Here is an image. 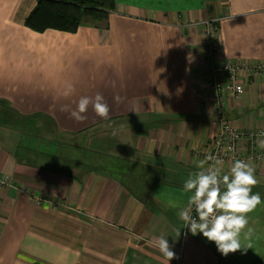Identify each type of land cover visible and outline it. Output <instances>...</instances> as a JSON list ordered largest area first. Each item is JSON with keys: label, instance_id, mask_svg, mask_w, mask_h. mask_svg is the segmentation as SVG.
Instances as JSON below:
<instances>
[{"label": "crops", "instance_id": "0c3cea01", "mask_svg": "<svg viewBox=\"0 0 264 264\" xmlns=\"http://www.w3.org/2000/svg\"><path fill=\"white\" fill-rule=\"evenodd\" d=\"M35 3L0 0V173L11 178L0 189V264H264V159L247 162L262 203L248 214L246 251L223 256L169 206H187L194 190L184 183L206 169L194 152L223 123L264 131V74L244 80L241 99L227 100L221 115L206 82L212 64L264 62V0H115L107 29L75 33L24 27ZM209 20L218 25L212 61L203 56ZM97 93L108 118L90 104L76 121L79 99ZM261 139H245L241 153L264 152ZM80 149L103 163L79 161ZM161 234L177 259L150 243Z\"/></svg>", "mask_w": 264, "mask_h": 264}, {"label": "clouds", "instance_id": "9594fccd", "mask_svg": "<svg viewBox=\"0 0 264 264\" xmlns=\"http://www.w3.org/2000/svg\"><path fill=\"white\" fill-rule=\"evenodd\" d=\"M73 86L69 83L63 92L65 97L72 94ZM92 105L97 116L107 119L109 107L104 102L101 94L97 93L94 98L82 96L77 108L71 111V116L76 121H83L82 115ZM264 136V132L260 133ZM258 146L264 149V139L258 140ZM213 161L212 165L195 174L184 183V191L193 192L188 197L187 206L181 208L177 202H169V206L179 208L178 215L184 221L192 235L202 233L208 241L214 242L217 251L227 257L229 253L251 248V244H242L243 239L248 240L253 229L249 227L248 214L253 212L262 200L259 193H252L257 185L255 167L243 160H235L230 168V174L221 175L223 161L212 156L207 157ZM204 161H200L197 167L203 168ZM222 187L226 190L222 191ZM193 210L197 218L192 216ZM246 230V231H245ZM180 235V233H179ZM153 246L170 262L177 259L176 253L163 234L156 237Z\"/></svg>", "mask_w": 264, "mask_h": 264}, {"label": "built area", "instance_id": "2783aa9c", "mask_svg": "<svg viewBox=\"0 0 264 264\" xmlns=\"http://www.w3.org/2000/svg\"><path fill=\"white\" fill-rule=\"evenodd\" d=\"M214 23L216 21L209 20L202 23L204 27L205 38L203 39V56L208 61H212L218 52L219 46L216 40L213 39ZM213 65V64H212ZM209 67V72L206 77V82L209 89L212 91L211 103L217 115L226 106V101L232 99L240 100L244 93V80L252 77H257L264 74V62L260 61H226L221 65ZM263 130L250 131L240 129L230 123H223L217 134L212 138L208 149L203 151H195L194 156L200 161H204L206 169L210 167L213 161H209L207 157L221 159L228 164L235 160H243L251 162L253 160L264 159V152H257L253 155L244 156L241 153L242 142L246 139L252 140L254 137H264L260 133ZM11 182L8 175L0 173V189L5 188ZM34 198V197H33ZM34 201L38 204L41 197L35 196ZM194 218H197L196 212L191 213Z\"/></svg>", "mask_w": 264, "mask_h": 264}, {"label": "trees", "instance_id": "16d2710c", "mask_svg": "<svg viewBox=\"0 0 264 264\" xmlns=\"http://www.w3.org/2000/svg\"><path fill=\"white\" fill-rule=\"evenodd\" d=\"M115 9V0H36L23 25L36 33H75L82 25L105 30ZM214 26L217 28V23Z\"/></svg>", "mask_w": 264, "mask_h": 264}, {"label": "rangeland", "instance_id": "374dc122", "mask_svg": "<svg viewBox=\"0 0 264 264\" xmlns=\"http://www.w3.org/2000/svg\"><path fill=\"white\" fill-rule=\"evenodd\" d=\"M203 23V22H202ZM197 25H199L200 26V24L198 23ZM202 25V24H201ZM205 38V33L203 32V39ZM32 129L33 130H35V131H32ZM32 132V134H33V137L34 136H38L39 137V139H38V144H42V145H44L43 144V142H45L44 141V139H42V138H40V135H41V131H38V130H36V129H34V128H26V131L24 132V134L25 135H28V134H30ZM21 136L22 137H25L24 135H23V133L21 134ZM44 136V134L42 135V137ZM77 140H78V138H75V141H74V143H75V145L77 144ZM97 143V142H96ZM87 144V141H86V143H84V144H80V142H79V145L80 146H83L85 149H88V146L86 145ZM97 146H99V144L97 143L96 144ZM106 145H108L107 143H106ZM101 146H102V148L104 149V144H101ZM90 148H89V150H92V148L94 147V144H90V146H89ZM105 151V150H104ZM76 154L78 155V160L79 161H82V162H86V163H89L90 164V162L93 164V165H97V164H102L103 163V160H100V158H97L96 156H95V154H94V156H91L89 153H87V151L86 150H79V152L77 153L76 152ZM90 155V157H89V155ZM105 163H106V167H108V168H112V167H114V163H115V160H113L112 158H111V160H109L108 158H106V160H105Z\"/></svg>", "mask_w": 264, "mask_h": 264}]
</instances>
